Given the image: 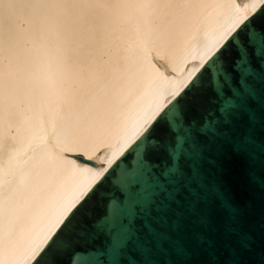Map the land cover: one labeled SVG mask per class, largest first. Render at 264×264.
Listing matches in <instances>:
<instances>
[{"label": "bare ground", "instance_id": "6f19581e", "mask_svg": "<svg viewBox=\"0 0 264 264\" xmlns=\"http://www.w3.org/2000/svg\"><path fill=\"white\" fill-rule=\"evenodd\" d=\"M259 3L0 0V264H28L92 174Z\"/></svg>", "mask_w": 264, "mask_h": 264}, {"label": "water", "instance_id": "95a60500", "mask_svg": "<svg viewBox=\"0 0 264 264\" xmlns=\"http://www.w3.org/2000/svg\"><path fill=\"white\" fill-rule=\"evenodd\" d=\"M254 55L240 69L241 102L229 105L240 109L234 121L222 109L227 126L208 123L207 97L189 111L193 130L182 143L191 175L132 192L138 172L121 171L89 202L56 264H264V40Z\"/></svg>", "mask_w": 264, "mask_h": 264}, {"label": "snow or ice", "instance_id": "6c2138e0", "mask_svg": "<svg viewBox=\"0 0 264 264\" xmlns=\"http://www.w3.org/2000/svg\"><path fill=\"white\" fill-rule=\"evenodd\" d=\"M258 38L264 40V0L253 4L250 15L235 19L205 53L207 59L196 69L185 87L173 94L167 103L158 106L148 120L124 141L108 167L92 174L81 194L61 211L47 234L31 251L28 264H56L54 258L67 251L70 238L86 218L89 202L121 171L138 172L136 182L130 186L132 192L139 191L146 184L171 187L168 184L170 178L182 173L191 175L192 168L183 164L182 141L186 142L192 134L194 124V119H190L188 113L195 107L198 98L207 97L208 103L213 105L209 109L208 123L214 122L218 131L227 126L222 109L227 111L229 123L236 119L240 109L229 105L241 102L238 95L244 91L241 80L247 82V79L240 69L246 63L254 62ZM199 123H203V117ZM180 132L184 133L183 137L179 135ZM193 143L202 145L199 139ZM97 151L102 154L103 150L98 148ZM85 155L82 153L77 159L85 164H94L91 158L85 160ZM175 199L182 200L183 196L177 193ZM133 223L142 222L134 220Z\"/></svg>", "mask_w": 264, "mask_h": 264}]
</instances>
